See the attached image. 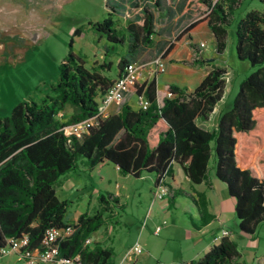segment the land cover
Returning a JSON list of instances; mask_svg holds the SVG:
<instances>
[{
    "label": "trees",
    "instance_id": "trees-1",
    "mask_svg": "<svg viewBox=\"0 0 264 264\" xmlns=\"http://www.w3.org/2000/svg\"><path fill=\"white\" fill-rule=\"evenodd\" d=\"M237 2L181 0L176 10L185 5L187 23L157 47L152 39L155 15L161 17L162 13L171 18L170 8L162 7L159 0H130L128 13L133 16L124 26L128 37L126 56L118 58L114 77L101 72L109 71L110 61L106 58L97 68H86L83 60L68 50L57 66L50 94L39 101H19L8 114L0 116V248L8 238L26 235V248L38 250L46 229L70 224L71 233L52 244L60 256L77 254L81 264H111V247L84 244V240L100 226L101 210H108L112 202L120 206L118 198L110 192L99 193V210L85 209L68 223L65 214L70 201L59 199L55 193L59 178L74 171L78 163L86 169L110 163L119 174L132 177L152 174L153 188L163 184L168 192L163 177L171 176V162L178 163L192 183L207 182L210 165L233 200L238 231L254 232L256 225L264 221V9H248L235 23L236 57L246 59L254 68L239 81L230 107L218 112L214 128L206 129L197 120H205L223 94L226 70L218 65H212L190 91L175 84L158 89L154 77L128 83L124 95L129 92L143 97L147 103L144 107L133 108L122 98L115 111L82 134H65L63 130L96 113L99 96L128 62L137 61L144 48L156 47L160 53L139 62L158 55L163 59L174 48V41L205 24L213 40L211 58L223 57L225 26ZM109 9L107 16L91 22L90 28L106 41L122 44L123 36L111 18L115 9ZM73 34L81 36L82 31L74 29ZM104 52L106 55L107 48ZM204 59L194 53L192 62ZM66 105L71 112L60 122L56 115ZM178 194L184 192L171 191L169 201ZM191 199L202 221L210 219L205 214L204 195L198 192ZM238 256L236 243L226 236L199 258L178 264H242L236 262Z\"/></svg>",
    "mask_w": 264,
    "mask_h": 264
},
{
    "label": "rangeland",
    "instance_id": "rangeland-1",
    "mask_svg": "<svg viewBox=\"0 0 264 264\" xmlns=\"http://www.w3.org/2000/svg\"><path fill=\"white\" fill-rule=\"evenodd\" d=\"M159 1L162 7H167L166 0ZM129 2L130 0H0V116L8 114L12 106L19 101H39L46 94H50V85L57 78V66L68 50L79 56L86 68H97L102 62L100 55L107 48L106 60L110 61L109 71L101 72L114 77L118 58L126 56L128 37L124 26L126 20L132 19L133 16L128 13ZM111 6L115 9L111 12V18L114 27L123 36L122 44L106 41L104 36H99L89 25L106 17ZM248 9L263 10L264 3L258 0H238L225 26L226 46L223 57L219 58L222 62L217 60L228 71L224 75L223 94L218 102L220 107H230L239 81L254 68L246 59H238L234 52L233 29L236 21ZM155 16L156 27L161 17ZM186 23L187 21H184L182 24ZM172 27L170 23L168 29ZM74 29L81 30V36L73 34ZM201 29H205L207 35H203L198 29L194 32H198L195 34L197 38H191L187 44L195 46V48L190 46L192 53L199 54L201 58H211L212 37L205 25ZM154 39L157 47L163 45L164 40L159 39L158 35L154 34ZM199 41H204L208 46L206 52H202L198 46ZM158 53L156 47L144 48L136 60L144 61ZM191 58H194V55ZM185 64L192 72L193 68L209 69L202 64L194 65L191 60L186 61ZM144 75L147 79L151 77L145 72ZM124 100H127L133 108L138 107L132 93H126ZM117 105L113 104L108 113ZM70 112L71 107L66 105L56 115V119L62 122ZM68 132L69 128L66 129V133ZM108 170V174H111V185L114 186L112 170ZM85 171L84 166L78 163L76 170L61 176L55 186L57 197L70 201L65 214L68 223L75 221L76 211L82 212L93 207L99 210L95 201V189L100 185L96 172L103 173V168L98 167L93 177H89ZM117 178L116 183H120L128 190L137 189L139 195L130 194L126 204L118 206L112 202L108 210H101L102 222L98 228L106 230L111 225L112 247L115 250H126L135 245L138 229L147 218L148 187L151 183L147 177H129L126 180ZM228 227L232 225L229 224ZM232 229L239 232L237 227ZM104 235L105 242L109 243L107 233ZM238 236L235 238L246 264H251L253 259L257 261L260 256L263 257L264 221L256 225L252 238L247 235ZM14 254L18 257L16 258ZM19 262L21 263L22 260L17 253L0 255V264H19Z\"/></svg>",
    "mask_w": 264,
    "mask_h": 264
},
{
    "label": "crops",
    "instance_id": "crops-1",
    "mask_svg": "<svg viewBox=\"0 0 264 264\" xmlns=\"http://www.w3.org/2000/svg\"><path fill=\"white\" fill-rule=\"evenodd\" d=\"M166 1L167 6L172 12V17L166 18L161 13L160 23L156 27L154 26L155 34L158 35L159 39L164 41L170 37H174L185 26V24L182 23L185 21L184 17L187 14V9L184 4L179 10H176V4H181V0ZM170 23H172L173 27L168 29ZM203 25L205 24L199 25L188 34L181 36L178 40L173 42L174 48L168 56L163 58L164 71L153 76L158 89L166 84H175L179 87H184L186 90L192 89L202 79L212 65L221 66L217 60L220 62H222V60L217 58L212 59L210 57H206L203 63L199 61L192 62L193 58L191 57L194 53H192L187 42L191 38H197L195 34L198 32H194L198 29L200 30V33L205 36L207 35L205 29H201ZM205 27L207 28L206 25ZM209 35H211L210 31ZM152 39L155 42L154 35ZM207 49L208 46L205 44V48L201 50L202 52H206ZM104 51L105 49L100 55L102 59L107 58V54L105 55ZM188 60H191L194 65L202 64L209 69L201 70L200 68H193L192 72L190 70L191 68L185 64ZM227 73L228 71L226 70L225 74ZM143 80H148L144 73L141 74L137 81ZM220 100L218 102H220ZM111 107L112 105H110L108 110L112 109ZM223 108L225 107H220L217 103L208 117L205 120H198V124L206 129L214 128L217 114ZM115 110L116 107L110 112ZM98 167L103 168V173L100 171L96 172L98 183L100 185L96 189L93 188L96 190L95 201L97 194L101 192H110L118 198V203L122 206L127 203V199L130 197V194L139 195L137 189H133V191L128 190L122 187L120 183H116L115 180L117 177V179L121 178L122 180H126L132 176L119 174L116 167L110 165V163L101 162L96 164L91 169L84 168L87 175L89 177H93L95 176L94 172ZM108 169L112 170L114 186L111 185V174H108ZM171 169V176L163 177V182L168 185L170 192L167 191L166 195L162 198H155L153 196L155 187L153 188L152 186V174L143 173L139 177H134H147L151 183L148 187L149 203L146 207L147 218L143 222L144 224L138 229L137 240L135 241V245H137L140 249L139 252H135L132 249L133 246L126 250H115L112 247V241L110 239L111 232L113 230L111 225L106 230L104 228H98L89 236V238L92 239L89 244L100 243L102 246L112 248L113 254L111 257V264H178L180 261L197 259L205 253L211 245L218 242V240L215 239V236H217L223 229L229 232L227 237L233 240L236 245L237 241L235 236L247 235L252 238L253 233L244 234L242 232H236L232 229L233 227H237V220L233 213V200L227 194L225 185L214 176L210 165H208L207 182L200 183L190 182L184 175L179 164L176 162H171ZM174 190H182L184 194L174 195L171 201H169L170 193ZM198 192L202 193L206 200L205 214H209L211 216V218L206 220V222L202 221L199 209L191 199V197L196 198V193ZM79 213L81 212L76 211V216ZM229 224L232 225V227H228ZM155 226H159L156 232H154ZM105 233L108 235L109 243L105 242ZM101 242H104V244ZM237 249L239 256L236 258V262L246 264L238 245ZM14 256L16 258L18 257L16 254H14ZM250 263L264 264V255L263 257L260 256L257 261L253 259ZM19 264H22V262H19Z\"/></svg>",
    "mask_w": 264,
    "mask_h": 264
},
{
    "label": "built area",
    "instance_id": "built-area-1",
    "mask_svg": "<svg viewBox=\"0 0 264 264\" xmlns=\"http://www.w3.org/2000/svg\"><path fill=\"white\" fill-rule=\"evenodd\" d=\"M198 46L203 50L205 48L204 41H199ZM164 71V60L160 55L148 60L146 62L130 61L128 62L119 76H117L110 86L101 94L98 98L97 111L96 113L82 121L72 123L64 126L63 130L65 134L73 133L80 135L86 131L88 126L96 124L97 120L108 114V108L110 105H117L123 98L126 90V85L137 81L141 74L145 72L149 76L153 77L158 73ZM166 96L170 97L169 93ZM138 106L144 107L147 103L146 100L141 97H135ZM69 128V132L66 133V129ZM167 193V187L163 184L156 186L153 196L155 198H162ZM159 226H155L154 232L158 230ZM72 226L70 224L65 225L61 228H48L44 231L40 242V249L30 250L26 248L27 237L22 235L17 238H8L6 244L0 248V255L7 253H17L22 259L23 264H81L78 255L75 254L72 257L64 258L59 255L56 247L52 244L64 236L71 233ZM229 235V232L225 229L221 230L216 240ZM90 238L87 237L84 240V244H88ZM132 249L135 252H139L140 249L137 245H134Z\"/></svg>",
    "mask_w": 264,
    "mask_h": 264
}]
</instances>
